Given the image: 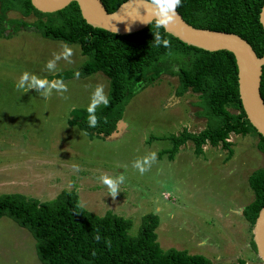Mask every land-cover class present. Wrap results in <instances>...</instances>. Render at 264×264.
I'll return each instance as SVG.
<instances>
[{
    "label": "rangeland",
    "instance_id": "rangeland-1",
    "mask_svg": "<svg viewBox=\"0 0 264 264\" xmlns=\"http://www.w3.org/2000/svg\"><path fill=\"white\" fill-rule=\"evenodd\" d=\"M5 19L35 22L32 15L22 18L11 11ZM63 44L34 31L11 33L5 27L1 34L0 195L21 194L42 202L73 190L86 211L98 216L110 211L129 219L130 235L137 233L142 216H158L156 241L163 250L202 255L211 264L238 259L262 264L250 249L251 233L241 215L252 199L246 178L263 164L256 138L230 135L233 155L228 161H223L225 151L209 146L196 157L190 142L179 148L173 161L158 159V152L171 147L165 137L183 128L197 133L205 125L201 98L189 92L175 97L177 78L161 75L138 87L112 139H89L67 121L72 109L88 108L97 85L104 86L107 96L108 81L101 73L64 80L67 92L61 96L53 90L48 99L34 88H16L24 71L54 81L59 72L78 70L86 57L76 44H67L72 63L61 58L54 72L46 69ZM153 152L155 162L149 158L151 166L141 175L134 161ZM102 174L124 176L115 198L100 182ZM0 264H41L31 235L7 217L0 218Z\"/></svg>",
    "mask_w": 264,
    "mask_h": 264
},
{
    "label": "trees",
    "instance_id": "trees-1",
    "mask_svg": "<svg viewBox=\"0 0 264 264\" xmlns=\"http://www.w3.org/2000/svg\"><path fill=\"white\" fill-rule=\"evenodd\" d=\"M99 1L105 11L111 13L126 0ZM263 5L264 0H181L177 13L191 27L237 35L260 58L264 53V37L258 16ZM9 11L22 18L32 15L35 22L6 20L5 14ZM5 27L10 28L11 33L34 31L44 39L78 45L80 55L86 57L83 64L76 71L59 72L52 79L64 81L77 77V72L79 77L101 73L107 79L109 105L101 104L96 109L97 126L89 127L87 108L72 109L67 121L68 126L75 127L89 139L111 136L121 120L124 106L138 87L152 84L161 75L177 78L175 97L189 92L201 98L205 125L197 133L183 128L176 135L165 137L171 147L158 152V158L165 155L171 161L179 148L190 142L196 157L202 155L203 146H209L225 151L223 161H228L233 155L228 141L230 135L254 136L255 149L263 156V164L246 178L252 199L241 211L251 233L257 213L264 206V138L249 124L241 108L237 70L231 53L207 52L187 46L157 28L155 21L128 35L93 28L81 18L74 2L54 13H40L29 0H0V37ZM156 32L171 42L170 48L156 45ZM259 95L264 104V65ZM1 217L9 218L31 235L35 256L41 264H211L202 255L161 249L155 233L158 216H142L137 233L130 235L129 219L110 211L102 216L86 211L79 205L73 190H62L53 199L42 202L21 194H2ZM97 235L99 241L94 239ZM249 245L255 253L251 234ZM221 264L252 263L238 259Z\"/></svg>",
    "mask_w": 264,
    "mask_h": 264
},
{
    "label": "water",
    "instance_id": "water-1",
    "mask_svg": "<svg viewBox=\"0 0 264 264\" xmlns=\"http://www.w3.org/2000/svg\"><path fill=\"white\" fill-rule=\"evenodd\" d=\"M31 6L40 13H54L69 3L77 5L84 22L97 29L116 35L138 32L155 20H149L148 13L158 11V7L145 0H126L113 12L107 13L99 0H29ZM146 2V3H145ZM179 15V14H178ZM259 24L264 37V5L261 7ZM163 31L182 42L207 52L227 51L232 54L237 70V92L245 118L256 133L264 138V104L259 95L261 67L264 53L258 58L251 47L235 34L197 29L179 18ZM130 29V31H127ZM120 126V122L117 128ZM114 136H108L112 139ZM252 242L257 258L264 264V206L258 211L251 228Z\"/></svg>",
    "mask_w": 264,
    "mask_h": 264
},
{
    "label": "clouds",
    "instance_id": "clouds-1",
    "mask_svg": "<svg viewBox=\"0 0 264 264\" xmlns=\"http://www.w3.org/2000/svg\"><path fill=\"white\" fill-rule=\"evenodd\" d=\"M146 2H149V0H146ZM150 3L158 7V11H154L151 14H149L147 8H145L147 11V16L150 17L149 20H155V24L157 28L163 27L167 30L168 26L174 23L179 18V15L177 13V8L181 6V0H150ZM127 31H130V29H127ZM154 41L157 46L162 45L165 48L171 47V42L167 39H163L160 36L159 32H156L154 34ZM62 49L63 50L60 54H54V58L46 63L45 67L49 72L55 71L57 61H59L61 58L68 61L69 63H72L70 59V57L73 55L72 48H70L67 44H63ZM76 76L77 78L79 77L78 72L76 73ZM16 88L23 89L25 92H27L29 89L34 88L44 99L50 98L53 93V90H55L61 96L68 90L67 85L63 82V80L49 81L46 78H40L28 71H24L23 73H21L16 83ZM100 104H103L105 107L109 105V100L106 94L104 93L103 85H97L94 92L92 93L91 101L87 108V112L89 114L88 115L89 127L97 126L98 119L95 113H96V109L100 106ZM119 122L121 123V120ZM116 130H117V126H116ZM113 134L116 135L117 132L115 131ZM149 158L151 159L152 163L155 162L156 153L155 152L150 153L148 156H145L143 159H137L133 163V167L138 169L141 175H143L151 166L149 164ZM145 165H149V166L145 167ZM74 167L76 168V170H78V166H74ZM100 182L103 185L107 186L109 190V194L113 198H115L119 193V185L124 182V176L121 174L120 176L113 178L108 176L107 174H102L100 176ZM94 239L99 241L100 240L99 235L94 237ZM93 255H95L94 252Z\"/></svg>",
    "mask_w": 264,
    "mask_h": 264
},
{
    "label": "crops",
    "instance_id": "crops-1",
    "mask_svg": "<svg viewBox=\"0 0 264 264\" xmlns=\"http://www.w3.org/2000/svg\"><path fill=\"white\" fill-rule=\"evenodd\" d=\"M176 155V154H175ZM174 155V156H175ZM158 158V157H157ZM162 158H165L166 159V156L165 155H162L160 158H158V159H162ZM173 159H174V157H173ZM173 159L171 160V161H173ZM167 160V159H166ZM168 161V160H167ZM171 161H168V162H171Z\"/></svg>",
    "mask_w": 264,
    "mask_h": 264
},
{
    "label": "bare ground",
    "instance_id": "bare-ground-1",
    "mask_svg": "<svg viewBox=\"0 0 264 264\" xmlns=\"http://www.w3.org/2000/svg\"><path fill=\"white\" fill-rule=\"evenodd\" d=\"M123 124L122 123H120V126L119 127H121Z\"/></svg>",
    "mask_w": 264,
    "mask_h": 264
}]
</instances>
